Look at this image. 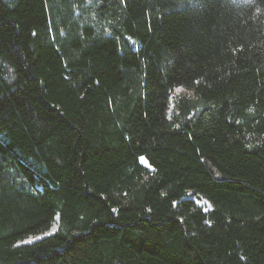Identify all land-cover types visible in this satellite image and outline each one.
<instances>
[{"label":"trees","instance_id":"obj_1","mask_svg":"<svg viewBox=\"0 0 264 264\" xmlns=\"http://www.w3.org/2000/svg\"><path fill=\"white\" fill-rule=\"evenodd\" d=\"M0 264H264V0H0Z\"/></svg>","mask_w":264,"mask_h":264},{"label":"rangeland","instance_id":"obj_2","mask_svg":"<svg viewBox=\"0 0 264 264\" xmlns=\"http://www.w3.org/2000/svg\"><path fill=\"white\" fill-rule=\"evenodd\" d=\"M179 90L180 89L176 90V93L179 92ZM141 163L146 165V162H145L144 159L143 160L141 159ZM193 200L198 206H200L205 211L208 210L209 207H210L209 203L205 199H203L201 197H193ZM47 233L49 234L50 232H47ZM43 235H45V234H43ZM40 237H42V235L31 236V237L27 238L26 240H24L23 243L32 242V241H34V240H36V239H38Z\"/></svg>","mask_w":264,"mask_h":264},{"label":"snow or ice","instance_id":"obj_3","mask_svg":"<svg viewBox=\"0 0 264 264\" xmlns=\"http://www.w3.org/2000/svg\"><path fill=\"white\" fill-rule=\"evenodd\" d=\"M141 159L143 160V157H141Z\"/></svg>","mask_w":264,"mask_h":264}]
</instances>
